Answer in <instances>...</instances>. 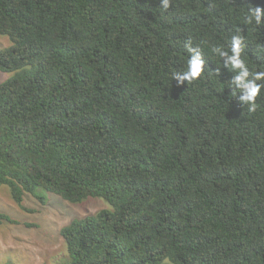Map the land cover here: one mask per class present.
Returning a JSON list of instances; mask_svg holds the SVG:
<instances>
[{"label":"trees","instance_id":"1","mask_svg":"<svg viewBox=\"0 0 264 264\" xmlns=\"http://www.w3.org/2000/svg\"><path fill=\"white\" fill-rule=\"evenodd\" d=\"M257 7L0 0V186L110 207L60 229L64 264H264V87L251 111L227 64L239 37L264 72Z\"/></svg>","mask_w":264,"mask_h":264},{"label":"rangeland","instance_id":"2","mask_svg":"<svg viewBox=\"0 0 264 264\" xmlns=\"http://www.w3.org/2000/svg\"><path fill=\"white\" fill-rule=\"evenodd\" d=\"M9 44L6 37L0 36V47ZM10 76L0 72V83ZM22 206L32 212L18 207L12 201L8 188L0 186V212L19 222L17 225H0V264H64L67 253L60 229L72 220L110 209L102 199L88 198L71 204L52 194H47L44 205L26 195Z\"/></svg>","mask_w":264,"mask_h":264},{"label":"clouds","instance_id":"3","mask_svg":"<svg viewBox=\"0 0 264 264\" xmlns=\"http://www.w3.org/2000/svg\"><path fill=\"white\" fill-rule=\"evenodd\" d=\"M162 5L166 8L168 6L169 0H161ZM264 16V9L257 7L254 12V18L257 23L260 22L261 17ZM232 55L228 58L227 64L233 70H238L237 75L234 77V82L241 85L238 89L242 93L241 100L250 105V110L254 111L256 108V97L260 94L261 88L264 87L262 84H258L256 81L264 79V72H258L254 75L251 74L240 59V44L241 40L236 37L232 41ZM203 71V61L201 60L199 54L192 56L187 63V70L183 76L179 77L181 80H186L188 82L200 77ZM245 82L246 77H250Z\"/></svg>","mask_w":264,"mask_h":264}]
</instances>
